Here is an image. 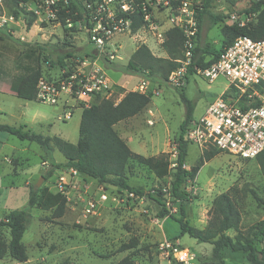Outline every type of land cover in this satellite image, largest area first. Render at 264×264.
<instances>
[{
  "label": "rangeland",
  "instance_id": "obj_1",
  "mask_svg": "<svg viewBox=\"0 0 264 264\" xmlns=\"http://www.w3.org/2000/svg\"><path fill=\"white\" fill-rule=\"evenodd\" d=\"M250 3L251 0H220L214 3L211 13L202 17L198 43L207 46L210 51L221 50L224 45L223 22L215 24L214 16L239 13ZM1 6L0 123L17 127L26 125V129L36 133L57 135L77 143L82 115L80 107L65 120L62 118V103L22 99L11 90V84L39 66L47 75L45 77L59 74L60 67L56 64L59 56L66 55L70 50L81 55L91 53L94 47L84 33L72 32L57 20L34 17L28 12L30 6L25 8L26 11L21 10L18 16L14 14L12 2L3 0ZM256 16L257 13L252 14L251 22L256 20ZM117 40L122 45L120 56L123 60L107 63V72L112 83L115 82V88L123 84L126 87L116 91L113 97L117 99L125 90H132L141 77L150 79L152 88L160 89L158 94L152 95L148 107L137 116L119 123L117 129L132 136L127 143L133 151L146 157L168 160L170 166L160 176L148 166L136 160L130 161L127 182L142 192L132 198L126 196L127 189L101 184L92 177L78 176L76 185L69 186L64 216L55 217L53 210L31 209L32 219L23 236L29 259L19 262L7 256L0 259V264H114L128 254L132 255L134 264H178L172 256L166 258L159 245L164 239L176 240L180 232L175 218L180 214V203L174 201L171 190L177 165L173 149L179 142L186 107L179 88L168 82L152 81L147 70L134 71L128 67L132 54L142 44L158 57H169L167 50L156 45L154 38L143 31ZM71 58H66V65L73 64ZM228 88L229 82L222 76L213 82L201 76H191L185 94L195 102L194 117L201 116L209 103ZM76 104L82 105L81 101ZM149 119L154 120L153 125L148 123ZM204 150L190 143L184 168L189 170L198 165ZM60 158L64 155L58 150L46 152L37 142L21 140L16 135L0 131V220L10 210L26 207L30 187H37L41 177L52 169L48 180H41L40 186L48 185L55 190L61 172L70 174L65 167L66 161L61 162ZM55 164H60V167H55ZM102 188L110 193L109 199L100 204L96 214L84 216L87 196H97ZM164 188H168L172 211L161 218L158 213L162 206L152 195L164 202L165 197L160 193V190L164 192ZM182 189L188 194L184 201L187 218L196 227L206 226L213 200L223 192H230L236 200L242 213L243 228L264 219V204L253 194L254 190L264 200V177L255 158L243 159L220 152L204 162L194 177L187 178ZM228 233L234 235L236 232L230 230ZM0 237L9 239L8 227L0 225ZM134 238L138 240L137 246L120 251L123 244ZM180 238L182 247L194 256L186 264L213 263L212 244L188 234ZM261 243L264 246V238ZM194 252H198L197 255ZM226 253L229 254L225 256L226 264H248L239 260L238 252Z\"/></svg>",
  "mask_w": 264,
  "mask_h": 264
},
{
  "label": "built area",
  "instance_id": "obj_2",
  "mask_svg": "<svg viewBox=\"0 0 264 264\" xmlns=\"http://www.w3.org/2000/svg\"><path fill=\"white\" fill-rule=\"evenodd\" d=\"M29 0L22 5L30 6L29 11L37 17L61 21L63 11L80 17L73 21L67 18L65 28L72 32L80 31L86 35L94 50L84 54L74 53L73 64L60 67L59 74L52 78L41 77L36 87L38 101L64 106L63 119L72 117L74 104L86 102L90 106L98 98L113 97L117 88L108 75L107 63L121 59L118 38L133 37L143 31L151 35L156 45L164 50L168 31L172 28L182 30L184 42L182 56L177 59L178 66L168 77V83L183 89L193 75L213 82L225 77L229 88L217 96L206 107L204 113L193 118L182 135L187 143L200 149L214 146L221 152L243 159L256 158L264 150V39L254 40L249 36H239L227 46L216 61L209 65L196 64L195 47L199 33V15L204 9V0ZM259 1V0H251ZM3 0H0V5ZM252 14L230 13L223 18L225 24L248 25ZM141 22L135 28V22ZM108 68V69H107ZM193 71H190V70ZM111 70V69H110ZM126 85H122L125 88ZM142 93L151 91L158 94L160 89L152 88L150 79L141 77L132 89ZM130 91V90H128ZM120 98L116 99L119 102ZM148 123L153 125L154 120ZM177 158L178 143L174 146ZM57 178L55 190L68 197L69 186L83 176L75 168H67ZM164 203L170 208L168 188H164ZM126 196L135 193L127 191ZM110 193L102 188L97 196L88 195L84 206V216L97 213L100 204L108 200ZM160 250L170 259L186 264L194 259L191 252L182 247L179 240L164 239Z\"/></svg>",
  "mask_w": 264,
  "mask_h": 264
},
{
  "label": "trees",
  "instance_id": "obj_3",
  "mask_svg": "<svg viewBox=\"0 0 264 264\" xmlns=\"http://www.w3.org/2000/svg\"><path fill=\"white\" fill-rule=\"evenodd\" d=\"M14 5V14L19 15L20 11H26V5H22L29 0H7ZM220 0H204V9L199 15V28L202 17L206 13H211L214 3ZM231 1L233 0H226ZM75 7V1L72 0ZM2 6L0 5V12ZM34 17V12L29 11ZM239 13H257L256 20L245 26L236 24H225L222 15L214 16V23L223 22L221 29L224 37V45L221 50L210 51L207 46L198 43L195 47L196 64L200 66L209 65L216 61L220 53L231 45L239 36H249L254 40L264 39V0L251 1L250 5ZM77 20L80 15L72 11H65L59 14L61 23L65 26L67 18ZM135 28L141 22H135ZM168 37L164 44V49L168 51L169 57L155 56L150 48L142 44L132 54L128 67L134 71H149L152 81H168L169 74L178 66V61L182 56V44L184 34L178 28L168 31ZM199 35V33H198ZM74 55V51H68L66 55L59 56L56 64L59 67L66 66V58ZM190 71H193L192 69ZM45 75L42 66L32 69L28 74L12 82L11 90L20 98L32 100L36 98V87L41 77ZM48 78H52L49 76ZM181 90V97L186 107L185 118L180 126V138L178 143V157L176 159L175 180L172 184L171 194L175 202H179V216L175 217L180 225V234H188L200 241L213 245L212 264H225L224 251L230 250L243 254L250 264H264V219L246 228L242 227V213L238 204L230 192H223L217 195L210 209V217L205 227L200 228L192 225L187 218L184 201L187 199V192L182 189V185L187 178L194 177L204 162L211 160L221 151L214 146L205 148L200 163L191 169L184 168L188 154V145L183 140V134L194 118L195 102L187 97L185 88ZM153 93H142L139 91H127L119 102L114 97L98 98L90 106H82L83 112L79 127V139L77 143H72L60 136H46L31 130H24L25 125L19 127L5 123H0V131H6L18 136L21 140L37 142L46 152L58 150L66 158L65 167L75 168L84 176L92 177L101 184H111L119 189H127L135 194L142 192L131 186L127 182V167L130 161L136 160L148 166L160 176L165 174L170 162L155 156L146 157L131 149L128 143L120 136L115 125L122 120L129 119L142 112L151 102ZM260 165L264 177V150L255 158ZM55 164V167H60ZM53 170V169H52ZM52 170L44 174L48 180ZM163 195L162 190H160ZM255 198L264 204V200L253 190ZM151 196V194H149ZM152 197L162 206L158 215L163 218L171 212L160 198ZM179 200V201H178ZM68 198L65 193L50 189L48 185L40 187L31 186L29 189L28 205L24 208L10 210L0 225L9 228L10 237L5 239L0 237V259L7 256L19 262L29 259L27 247L23 242V236L32 219L31 209L53 210L55 217L64 216L67 208ZM234 230L236 233L230 235L228 232ZM138 240L132 239L129 243L123 244L120 251L131 249L137 246ZM178 264H183L177 262ZM65 264V263H63ZM114 264H134L131 254H128Z\"/></svg>",
  "mask_w": 264,
  "mask_h": 264
},
{
  "label": "crops",
  "instance_id": "obj_4",
  "mask_svg": "<svg viewBox=\"0 0 264 264\" xmlns=\"http://www.w3.org/2000/svg\"><path fill=\"white\" fill-rule=\"evenodd\" d=\"M119 60H123V57L121 56V59H119ZM112 81V80H111ZM114 86L116 85L115 84V82H113L112 83ZM124 85V84H123ZM119 89H122V85L121 86H119V88H117V92L119 91ZM127 92V90H125L124 91V93H121L117 98H122L123 96H124V94ZM77 102H75V103H73L74 104V106H75V108H74V110L76 109V108H78V107H80L81 109H82V112H83V108H82V106H86V102H84V101H81V104L82 105H77L76 104ZM150 105V104H149ZM148 105V106H149ZM147 106V107H148ZM74 112V111H73ZM138 115V114H137ZM136 115V116H137ZM62 116H63V114H62ZM73 116V115H72ZM81 117H82V115H81ZM135 117V116H134ZM63 118V117H62ZM131 118H133V117H131ZM194 118H197V117H194ZM130 119V118H129ZM127 120V119H126ZM123 121H125V120H122V121H120L119 123H121V122H123ZM81 122V121H80ZM119 123H117L116 125H115V128L117 129L118 127H117V125L119 124ZM26 126V125H25ZM17 127V126H16ZM27 128V126L24 128V130H28V129H26ZM117 131L119 132V134H120V136L127 142V140H132V136H129V135H125V134H122L118 129H117ZM55 155V154H54ZM60 161L61 162H65L66 161V159H65V157L64 158H60ZM242 223H243V217H242ZM181 230V229H180ZM185 235V234H184ZM183 235H181L180 234V232H179V235L176 237V239L177 240H179L180 242H181V238L180 237H182ZM182 243V242H181ZM226 252H229L230 254H231V252L232 251H229V250H227V251H224V258H225V256H226V254H228V253H226ZM195 253V255H197V253L198 252H194ZM235 253V252H234ZM229 255V254H228ZM239 260H241V261H244V262H247L248 264H250L247 260H246V258L243 256V254H240L239 253ZM197 260H199V259H197ZM156 261V263L158 262L157 260H155ZM154 261V262H155ZM200 261V260H199ZM159 263V262H158ZM157 263V264H158ZM225 264H226V258H225Z\"/></svg>",
  "mask_w": 264,
  "mask_h": 264
},
{
  "label": "water",
  "instance_id": "obj_5",
  "mask_svg": "<svg viewBox=\"0 0 264 264\" xmlns=\"http://www.w3.org/2000/svg\"><path fill=\"white\" fill-rule=\"evenodd\" d=\"M44 179V176L41 177L40 181L37 182V187H40V184H41V180Z\"/></svg>",
  "mask_w": 264,
  "mask_h": 264
}]
</instances>
